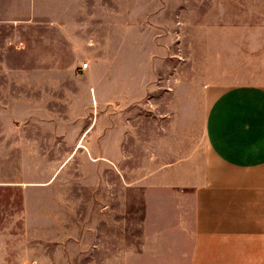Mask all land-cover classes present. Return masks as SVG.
Instances as JSON below:
<instances>
[{
  "label": "rangeland",
  "instance_id": "1",
  "mask_svg": "<svg viewBox=\"0 0 264 264\" xmlns=\"http://www.w3.org/2000/svg\"><path fill=\"white\" fill-rule=\"evenodd\" d=\"M48 5L50 74L65 76L67 87L62 98L51 91V138L42 156L48 160L1 147L10 150V160L0 161V177L38 182L48 175L49 205H22L20 190L12 193V205H0V264H169L164 256L170 243L153 236L167 227L144 223L137 145L130 148L135 158L115 162L128 186L116 168L110 173L104 163L79 160L82 154L72 159L73 125L86 119L90 108L73 76L86 79L90 68L81 71L80 65L89 67L91 51L98 63L91 72L99 80H114L116 128L129 119L131 138H153L159 132L155 122L172 123L184 137L187 119L180 112L187 95L195 96L202 111L227 89L264 88V0H51ZM31 48L28 57L36 64L41 41ZM31 68L36 72V65ZM132 89H145L148 97L128 104L125 96ZM98 109L105 112L101 104ZM8 118L0 114V125ZM99 122L104 132V116ZM58 125L66 126V139L56 137ZM1 199L8 201V194ZM15 210L17 225L9 226L7 213L13 221ZM27 215L33 217L28 223Z\"/></svg>",
  "mask_w": 264,
  "mask_h": 264
},
{
  "label": "crops",
  "instance_id": "2",
  "mask_svg": "<svg viewBox=\"0 0 264 264\" xmlns=\"http://www.w3.org/2000/svg\"><path fill=\"white\" fill-rule=\"evenodd\" d=\"M50 2L0 0V114H9L6 124L0 125V161L10 160L4 146L48 160L42 156L48 153L51 138V91L61 98L67 91L66 77L50 74ZM40 41L35 64L28 55L31 45ZM90 58L86 79L73 76L90 108L86 119L73 125L72 159L82 154L79 160L104 163L110 173L116 168L128 186L125 172L115 162L135 158L130 148L137 145L144 223L167 227L166 233L153 236L170 243L163 255L170 258L169 264H264V88L227 89L202 111L197 110L195 96L187 95L180 112L187 119L184 137L172 123L155 122L156 137L133 139L131 120L122 122L120 129L114 125V80L108 76L99 80L91 72L98 64L91 51ZM147 94L145 89H132L125 97L128 104H135ZM91 102L96 105L94 113ZM99 115L106 120L104 132ZM192 118L199 120H188ZM66 129L58 125L56 137L66 139ZM48 188V175L38 182L18 180L16 175L0 177V205H12L19 190L22 205H49L44 197ZM5 194L8 201L2 202ZM7 216L8 225L16 226V210L13 221L11 211ZM29 219L33 217L27 215V223Z\"/></svg>",
  "mask_w": 264,
  "mask_h": 264
},
{
  "label": "built area",
  "instance_id": "3",
  "mask_svg": "<svg viewBox=\"0 0 264 264\" xmlns=\"http://www.w3.org/2000/svg\"><path fill=\"white\" fill-rule=\"evenodd\" d=\"M88 68V63L87 62H84V63H82L81 65H80V70L81 71H84L85 69H87Z\"/></svg>",
  "mask_w": 264,
  "mask_h": 264
}]
</instances>
